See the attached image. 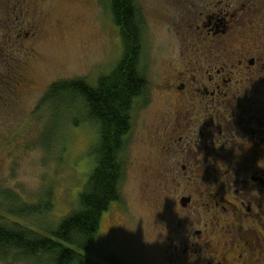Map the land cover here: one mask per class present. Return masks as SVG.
<instances>
[{
  "label": "rangeland",
  "instance_id": "374dc122",
  "mask_svg": "<svg viewBox=\"0 0 264 264\" xmlns=\"http://www.w3.org/2000/svg\"><path fill=\"white\" fill-rule=\"evenodd\" d=\"M135 1L146 28L140 68L147 88L136 100L140 105L133 114L122 198L104 214L99 238L122 264H170L154 207L160 186L156 189L148 173L160 167L156 137L167 96L163 88L179 68L169 51L182 43L164 25L162 9H184L187 0ZM0 2V42L5 40L0 52V189L12 190L25 204L49 200L52 208L45 215L8 220L48 229L78 208L79 193L94 164L91 149L98 131L92 122L71 120L75 115L83 119V107L68 104L77 99L64 98L60 102L65 104L58 106L47 93L53 83L64 80L85 79L96 85L121 60L123 43L109 0H21L19 9L16 0ZM42 16L46 20L40 41L23 38L22 48L16 45L18 30L35 25ZM14 50L15 58L9 59ZM0 264L33 263L12 257L0 259Z\"/></svg>",
  "mask_w": 264,
  "mask_h": 264
},
{
  "label": "flooded vegetation",
  "instance_id": "af4514ba",
  "mask_svg": "<svg viewBox=\"0 0 264 264\" xmlns=\"http://www.w3.org/2000/svg\"><path fill=\"white\" fill-rule=\"evenodd\" d=\"M162 11L182 42L169 51L179 68L163 88L160 167L148 173L160 186L167 262L264 264V0H187ZM44 20L19 29L16 45L40 41Z\"/></svg>",
  "mask_w": 264,
  "mask_h": 264
},
{
  "label": "trees",
  "instance_id": "16d2710c",
  "mask_svg": "<svg viewBox=\"0 0 264 264\" xmlns=\"http://www.w3.org/2000/svg\"><path fill=\"white\" fill-rule=\"evenodd\" d=\"M114 23L119 28L123 56L113 70L96 85L85 79L64 80L51 85L47 98L58 106L64 98L83 107L82 120L97 127V140L91 154L94 164L83 190L78 208L62 217L52 228L27 227L9 219L45 215L52 208L49 200L38 204L21 203L12 190L0 189V259H22L33 264H122L99 238L101 220L114 203L122 198L121 185L126 171L128 140L132 130V110L147 88L141 71L145 22L135 0H109ZM70 99V98H69Z\"/></svg>",
  "mask_w": 264,
  "mask_h": 264
}]
</instances>
